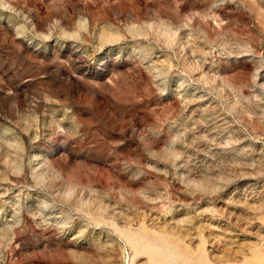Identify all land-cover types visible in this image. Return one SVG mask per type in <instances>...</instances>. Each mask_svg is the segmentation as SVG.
<instances>
[{"label": "rangeland", "instance_id": "374dc122", "mask_svg": "<svg viewBox=\"0 0 264 264\" xmlns=\"http://www.w3.org/2000/svg\"><path fill=\"white\" fill-rule=\"evenodd\" d=\"M0 264H264V0H0Z\"/></svg>", "mask_w": 264, "mask_h": 264}]
</instances>
